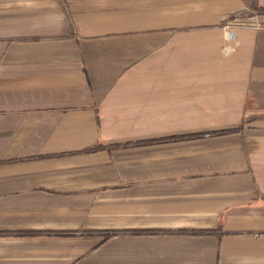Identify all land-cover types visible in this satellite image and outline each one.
Returning <instances> with one entry per match:
<instances>
[{
    "label": "crops",
    "instance_id": "obj_1",
    "mask_svg": "<svg viewBox=\"0 0 264 264\" xmlns=\"http://www.w3.org/2000/svg\"><path fill=\"white\" fill-rule=\"evenodd\" d=\"M0 264H264V0H0Z\"/></svg>",
    "mask_w": 264,
    "mask_h": 264
},
{
    "label": "trees",
    "instance_id": "obj_2",
    "mask_svg": "<svg viewBox=\"0 0 264 264\" xmlns=\"http://www.w3.org/2000/svg\"><path fill=\"white\" fill-rule=\"evenodd\" d=\"M238 131L239 129L218 130V131H209V132H202V133H193V134L182 135V136H173V137L164 138V139L143 140V141L128 143L124 147L125 148L140 147V146H148V145L159 144V143L199 140V139H206V138H213V137L228 135V134L236 133Z\"/></svg>",
    "mask_w": 264,
    "mask_h": 264
},
{
    "label": "built area",
    "instance_id": "obj_3",
    "mask_svg": "<svg viewBox=\"0 0 264 264\" xmlns=\"http://www.w3.org/2000/svg\"><path fill=\"white\" fill-rule=\"evenodd\" d=\"M228 40L229 41H232V40H234L235 39V35L233 34V33H228Z\"/></svg>",
    "mask_w": 264,
    "mask_h": 264
}]
</instances>
